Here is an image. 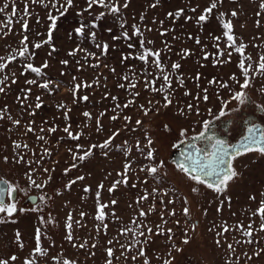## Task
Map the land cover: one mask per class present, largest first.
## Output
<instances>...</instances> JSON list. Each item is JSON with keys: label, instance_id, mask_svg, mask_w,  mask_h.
<instances>
[{"label": "rangeland", "instance_id": "1", "mask_svg": "<svg viewBox=\"0 0 264 264\" xmlns=\"http://www.w3.org/2000/svg\"><path fill=\"white\" fill-rule=\"evenodd\" d=\"M105 3L119 12L89 0H0V179L16 205L0 213V264H264V155L235 158L222 192L173 161L204 121L229 143L250 119L264 129V0ZM241 61L251 65L245 89Z\"/></svg>", "mask_w": 264, "mask_h": 264}, {"label": "snow or ice", "instance_id": "2", "mask_svg": "<svg viewBox=\"0 0 264 264\" xmlns=\"http://www.w3.org/2000/svg\"><path fill=\"white\" fill-rule=\"evenodd\" d=\"M92 4H99L103 7L109 8L110 12L113 14H116L119 12V8L116 6H110L105 3V0H89V6L91 7ZM68 5H71V0H68ZM127 3H125L124 7H127ZM154 6V5H153ZM8 5L5 4L4 8H7ZM216 7V4L213 3L211 7L206 9L207 13H211L212 9ZM264 7V5H262ZM4 8H0V12H3ZM63 14V13H61ZM13 15H15V12L13 11ZM103 15V14H101ZM179 15V13H177ZM233 15H236V13H233ZM50 19H52V27H55V18L50 16ZM200 21L206 20L205 15H201L199 17ZM11 23V21H9ZM8 25H4V27H7ZM23 28L27 30V23H23ZM224 29H226L224 35L227 37V40L231 42L229 44V47H231L234 43V37L230 34L231 33V24L225 23L223 25ZM82 31V29H77V32ZM126 35V34H125ZM25 41L27 40V37L24 38ZM218 39V38H217ZM22 43H24L22 41ZM36 47H40L39 44L36 45ZM105 50L107 49V45L103 46ZM243 45L236 48V51L243 54ZM28 52L27 45H24V48L19 52L20 57H24L25 54ZM148 53L142 54L140 56L141 60H144ZM153 55L158 56V53H155ZM230 55V53H229ZM4 58L0 57V61H2ZM15 59V57H9V60ZM63 63H67L64 61ZM157 67H159L158 61L156 62ZM7 67L6 64L0 63V71H3ZM27 67L35 72L37 75L40 74V69L33 67V65L28 64ZM44 67H47L45 64ZM173 68H179V65H173ZM239 68L242 70V75L245 77L244 82L240 84V87L242 89L249 87V79H248V72L251 68V65H249L247 68L245 67V64L243 61L240 62ZM259 69L261 72H264V62L260 63ZM235 78V77H233ZM4 79H7L5 77ZM163 79L165 81H168V77L164 76ZM239 83V81H237ZM0 83H3V80H0ZM29 83H35V81H29ZM223 87H227V85H222ZM42 87L47 88L48 84L45 83L42 85ZM79 87V85L77 86ZM135 87V85H133ZM156 91L157 89H153ZM0 91H3V88H0ZM158 91H164L163 88L159 89ZM138 95V94H137ZM85 100H87V97H84ZM204 99L207 100L208 97L204 96ZM246 96L243 91L235 92L232 96V100L239 101L241 104L245 102ZM165 107H167L171 100L168 98L167 95H165ZM151 103V101H149ZM227 101L222 102V107L219 112V116L215 117L216 119H219L220 117H223L226 115L224 108L227 107ZM127 107V105H125ZM36 107H40L39 104L36 105ZM189 108L192 107V105L188 106ZM143 109V106H141ZM144 114L148 115L151 109H143ZM209 113H211V109H209ZM85 116L89 115L88 113L84 114ZM115 119V117H113ZM130 119V118H128ZM15 123H19L18 121H15ZM137 124H141L142 121L137 120ZM210 127V121H204L203 122V131H201L195 139H201V140H207L209 143V148L204 147H196L195 145H192L191 148L194 149V151H189L187 154L182 153L184 155V160L182 163L179 164L180 171L186 173L189 175V177L194 180L196 183L199 184H206L208 188L214 189L216 192H222L225 190L228 182L233 180L238 173L234 170L232 167V161L239 157L242 154H246L248 152L256 151L259 152L261 155H264V129L260 128L259 126L255 124H251L247 128V133L242 137V140L238 144H229L223 139L217 138L215 135H206V132L209 131ZM31 131V129H29ZM52 131H55V129H52ZM65 131L68 132V129L65 128ZM186 130H182L181 135H184V132ZM71 135V133H69ZM40 139H43V137H40ZM109 142H105L104 145H100V147H107ZM149 144H151V140H149ZM19 147V145H17ZM95 147V146H94ZM91 152H86L84 155L78 157L80 160L85 159L88 155H90ZM153 155L152 151L148 152V156L151 158ZM76 158V157H74ZM147 171L151 174H155L157 172L156 167H150L147 169ZM31 179V177H30ZM82 179V177H80ZM32 184L35 185L36 188H42L43 185L36 184L35 181H32ZM112 189H110L111 191ZM15 191L10 185L7 184L6 181L0 179V213H7V215L11 216L16 211V205L15 203H7L5 201V195L11 196L12 192ZM193 191H196V189H193ZM115 203V201H113ZM36 210V209H33ZM185 214L187 215L188 210L185 209ZM258 212L261 214V219L264 220V203H262L261 208L258 209ZM141 215H144V213H141ZM104 213H103V206H101L100 214L97 216V219L103 220ZM226 230V229H225ZM130 231V230H129ZM170 231V230H169ZM143 234V233H141ZM251 234L250 232L248 233ZM184 243H188V240L185 239ZM231 247V246H229ZM37 251L39 252L40 249L37 248ZM109 256L112 255V250H108ZM14 259V258H13ZM110 264V261H109ZM170 264V262H169Z\"/></svg>", "mask_w": 264, "mask_h": 264}, {"label": "water", "instance_id": "3", "mask_svg": "<svg viewBox=\"0 0 264 264\" xmlns=\"http://www.w3.org/2000/svg\"><path fill=\"white\" fill-rule=\"evenodd\" d=\"M245 124H249L248 121H246ZM253 124H255V125L259 126L260 128H262L261 124H259V123H253ZM250 125L251 124H249L248 126H250ZM248 126H247V128H248ZM247 128L244 130V132H243V134L241 136H239L234 142H231L229 144H238L242 140V137L244 135H246ZM196 140L197 139H195V137H193V138L185 139V140H182L181 142H179L178 150L173 155V161H174V163L176 165H179L180 163L183 162L184 155H182V153L187 154L189 151H194V149L191 148L192 145H195L196 147H199V146H197V144L195 142ZM12 195H13V192H12L11 196H9V199L12 198ZM6 196L7 195H5V200H6Z\"/></svg>", "mask_w": 264, "mask_h": 264}, {"label": "flooded vegetation", "instance_id": "4", "mask_svg": "<svg viewBox=\"0 0 264 264\" xmlns=\"http://www.w3.org/2000/svg\"><path fill=\"white\" fill-rule=\"evenodd\" d=\"M252 122H251V119H250V122H249V124H251ZM249 124H245L244 125V129L249 125ZM206 135H211V128H209V131L208 132H206ZM217 137V136H216ZM217 138H219V139H223L222 137H217ZM201 141L202 142V147H204V148H209L210 146H209V143H208V141L207 140H201V139H197V141ZM224 140V139H223ZM227 142V141H226ZM227 143H229V142H227Z\"/></svg>", "mask_w": 264, "mask_h": 264}]
</instances>
